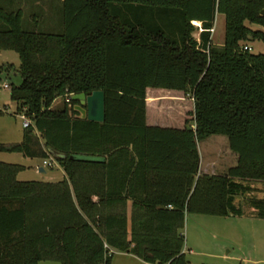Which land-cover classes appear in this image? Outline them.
<instances>
[{
	"label": "trees",
	"instance_id": "1",
	"mask_svg": "<svg viewBox=\"0 0 264 264\" xmlns=\"http://www.w3.org/2000/svg\"><path fill=\"white\" fill-rule=\"evenodd\" d=\"M61 3L59 33L50 34L24 30L23 11L0 0V52L20 61L9 97L31 123L0 153L64 156L53 183L19 181L25 168L0 162V264H110L115 252L188 264L185 215L240 216L235 200L264 181V50H243L264 46V0ZM216 14L220 46L211 42ZM146 89L191 95L194 129L147 126ZM94 91L104 92L102 123L66 102ZM214 135L227 137L237 165L198 176L197 143ZM250 205L264 219V198Z\"/></svg>",
	"mask_w": 264,
	"mask_h": 264
},
{
	"label": "rangeland",
	"instance_id": "2",
	"mask_svg": "<svg viewBox=\"0 0 264 264\" xmlns=\"http://www.w3.org/2000/svg\"><path fill=\"white\" fill-rule=\"evenodd\" d=\"M61 2L62 0H41L42 7L32 9L27 6L29 3L25 1L22 28L27 31L59 33L60 15L58 13L63 10ZM193 25L197 29L193 33V37L198 41L200 24L193 23ZM224 26L223 15L216 14L211 35L212 45L220 46L223 44ZM252 28L257 29V26H252ZM247 46L250 47V53L252 54H259L264 50V46L259 42H253L247 44ZM4 55L9 57L7 62L10 63L12 69L8 73L0 74V112L3 114L0 118V143H12L16 141V131L23 132L22 121L19 118L23 113L16 111V105L9 97L10 88L21 83V77L18 74L20 61L18 55L14 52ZM3 60L0 57V65L4 63ZM3 85L9 86V88L3 89ZM58 100L60 101L59 107H61L62 99ZM198 149L201 156H209L211 153L217 152H221L223 156L224 154L233 155L228 147L227 138L223 136H212L199 142ZM0 158V160H6L5 162H12L26 167L17 176L20 181L47 182L52 180L57 182L61 180V168L55 161L52 162V167H46L43 166L44 160L40 157L29 159L22 157L20 154H0ZM234 161H236V158ZM40 167L44 169L45 174L37 172ZM208 219L194 214L186 215L182 235L185 245L184 255L188 264H239L230 261V258L235 255L241 256L240 258H243L242 256L247 257L249 259L248 264H253L252 261H259L257 264H264V235L258 237V232L262 231L264 233V228L257 227L258 224L253 221L225 220L217 217L213 218L215 220L211 218V222H209ZM248 247L252 248L249 256L246 253ZM230 251L231 253H228ZM45 264L59 263L45 262ZM110 264H143V262L134 256L113 254ZM240 264L247 263L242 262Z\"/></svg>",
	"mask_w": 264,
	"mask_h": 264
},
{
	"label": "crops",
	"instance_id": "3",
	"mask_svg": "<svg viewBox=\"0 0 264 264\" xmlns=\"http://www.w3.org/2000/svg\"><path fill=\"white\" fill-rule=\"evenodd\" d=\"M6 1L7 0H4L5 5L6 3H8V1H11L13 2L15 7H19L22 11H23V6H24L25 1L29 3L27 4L29 8L36 9V8L42 7V4H40L41 0H37L36 2L33 0V2L31 3H30L31 0L29 2L27 0L25 1L24 0H8L7 2ZM6 53H9V52H5V51L0 52V57L4 59L3 60L4 63L1 65L10 64L9 62H7L8 61L7 59H9V57L7 55H4ZM145 96H146L145 103H146V125L147 126L182 130L185 127V123L188 122L189 126L192 129H194V114H193L194 105H193V98L191 95H188V94L185 95L184 93L179 92V91H169V90H161V89H146ZM61 101H62L61 103L62 105L63 100ZM59 102H60L59 100L54 102V104L52 105V108L59 109L60 108ZM22 129L24 131L23 127ZM16 132H17L16 141L12 143H4V144L20 143L23 138V132L20 130H17ZM214 136H217V135H214ZM198 143H197V151L199 155L198 176H201V175L223 176L227 173L229 169L234 168L237 165L238 159L234 153H232L233 155L224 154L223 156L221 152H217V153H211L209 156H201L199 149H198ZM228 147H229V144H228ZM0 154H9V153H0ZM11 154H18V153H11ZM22 157L24 156L22 155ZM235 158H236V161H234ZM5 161L6 160H0V162L14 164L12 162H5ZM37 172L39 174H45L44 169L41 167L38 168ZM63 176L64 174L62 172L61 179L63 178ZM53 182H56V181H52V180L47 181V183H53ZM246 186L248 187V191L243 196L238 197L234 202L236 206L240 207L241 215L240 216H227V217H220V218H223L225 220L227 219L245 220V222L253 221L256 224H258L257 227L264 228V219L257 218L255 209H253L250 205V199L264 198V181H250L247 183ZM130 205L131 203L128 202L129 212H130ZM186 215L184 217V224L186 220ZM196 216H203L204 218L205 217L209 218L208 219L209 222H211V218L212 219L217 218V216H204V215H196ZM258 234H259L258 237H261V236L263 237L264 235L262 231H259ZM184 250H185V245L183 248V253H184ZM251 250H252L251 247L247 248L246 253L248 256L251 254ZM228 253H231V251ZM114 254H119L123 256H132L130 254L117 253V252ZM240 257L241 256L235 255L232 258H230L231 259L230 261L237 262L239 264L242 262L247 263V264L249 263V259L247 257L245 256H242L243 258H240ZM258 262L259 261H252L253 264H257ZM39 264H45V262H40Z\"/></svg>",
	"mask_w": 264,
	"mask_h": 264
},
{
	"label": "water",
	"instance_id": "4",
	"mask_svg": "<svg viewBox=\"0 0 264 264\" xmlns=\"http://www.w3.org/2000/svg\"><path fill=\"white\" fill-rule=\"evenodd\" d=\"M261 15H264V9L261 11ZM71 100L76 102L74 110L79 113L81 119L94 123H102L104 121L105 103L103 91L73 95ZM48 155L54 161L64 158L63 155L52 151H49Z\"/></svg>",
	"mask_w": 264,
	"mask_h": 264
},
{
	"label": "built area",
	"instance_id": "5",
	"mask_svg": "<svg viewBox=\"0 0 264 264\" xmlns=\"http://www.w3.org/2000/svg\"><path fill=\"white\" fill-rule=\"evenodd\" d=\"M243 50L244 51H250V47L245 46V47H243ZM2 88L3 89H8L9 86L3 85ZM70 99H71V96L67 97L66 102H68ZM19 118L22 121V127L24 129H27L28 127H30V125H31L30 120H28L27 118H25V116H23V115L19 116ZM48 159L49 160H44L43 161V166L52 167V162L54 163V160H52L50 157Z\"/></svg>",
	"mask_w": 264,
	"mask_h": 264
}]
</instances>
